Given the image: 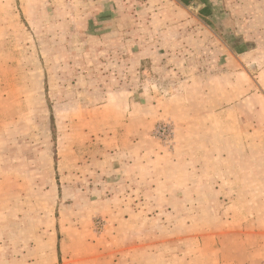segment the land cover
Masks as SVG:
<instances>
[{"label":"rangeland","instance_id":"1","mask_svg":"<svg viewBox=\"0 0 264 264\" xmlns=\"http://www.w3.org/2000/svg\"><path fill=\"white\" fill-rule=\"evenodd\" d=\"M0 264H264V0H0Z\"/></svg>","mask_w":264,"mask_h":264},{"label":"crops","instance_id":"2","mask_svg":"<svg viewBox=\"0 0 264 264\" xmlns=\"http://www.w3.org/2000/svg\"><path fill=\"white\" fill-rule=\"evenodd\" d=\"M111 192H112V194H111V195H115V192H113V191H111ZM111 192H110V193H111Z\"/></svg>","mask_w":264,"mask_h":264}]
</instances>
